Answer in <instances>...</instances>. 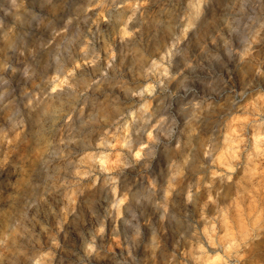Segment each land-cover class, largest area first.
<instances>
[{"label": "rangeland", "instance_id": "obj_1", "mask_svg": "<svg viewBox=\"0 0 264 264\" xmlns=\"http://www.w3.org/2000/svg\"><path fill=\"white\" fill-rule=\"evenodd\" d=\"M0 264H264V0H0Z\"/></svg>", "mask_w": 264, "mask_h": 264}, {"label": "bare ground", "instance_id": "obj_2", "mask_svg": "<svg viewBox=\"0 0 264 264\" xmlns=\"http://www.w3.org/2000/svg\"><path fill=\"white\" fill-rule=\"evenodd\" d=\"M194 8H195V7H194ZM8 11H9V10H8ZM200 13H201L200 10L195 9V14H196V15H198V16L201 15V16H202L203 14H200ZM244 31H245V30H244ZM259 31H260V30H259ZM262 31H263V30H262ZM262 31H261V32H262ZM48 106H49V105H48ZM142 117H143V116H142ZM146 118H147V117H146ZM57 120H58V119H57ZM143 120H144V118H143ZM146 122H147V120H146ZM144 127H145V126H144ZM140 128H142V127H140Z\"/></svg>", "mask_w": 264, "mask_h": 264}]
</instances>
